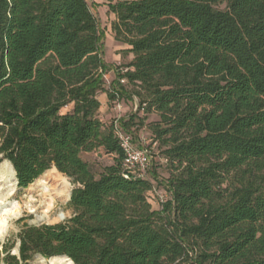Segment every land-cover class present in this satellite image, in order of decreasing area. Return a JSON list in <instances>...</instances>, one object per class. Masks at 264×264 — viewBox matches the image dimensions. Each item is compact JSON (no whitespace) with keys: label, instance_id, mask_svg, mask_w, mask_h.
I'll list each match as a JSON object with an SVG mask.
<instances>
[{"label":"trees","instance_id":"trees-1","mask_svg":"<svg viewBox=\"0 0 264 264\" xmlns=\"http://www.w3.org/2000/svg\"><path fill=\"white\" fill-rule=\"evenodd\" d=\"M108 1L134 55L109 100L159 115L171 199L152 210L99 118L111 66L87 0H0V160L20 188L55 167L79 185L70 220L22 231L21 261L264 264V0ZM101 149L114 163L97 177L82 155Z\"/></svg>","mask_w":264,"mask_h":264},{"label":"rangeland","instance_id":"rangeland-1","mask_svg":"<svg viewBox=\"0 0 264 264\" xmlns=\"http://www.w3.org/2000/svg\"><path fill=\"white\" fill-rule=\"evenodd\" d=\"M89 5L92 12L99 20L100 29L104 35V60L111 66V69L104 76L105 90L98 93V99L103 100L106 99V97L109 99L108 92L111 91V86L112 84L114 85L118 73L120 71L126 72L128 70L127 66L133 61L134 55L128 52V46L115 40V35L112 31V24L115 21V16L109 13V9H97L98 7L91 5V3H89ZM128 89L132 90V87ZM119 103L121 104L120 110L116 107L118 102L111 101L109 103L111 112L108 111L105 115L103 114V116H105L107 124L110 125L117 118L120 119V121H128L132 116L137 115L134 125L130 127V133L133 135L137 146L148 148L151 153L152 164L145 177L153 183V190L148 193V201L152 206V210L159 211L162 208V204L171 199V195L164 185L173 173V170L170 169L169 162L165 159L163 154L164 149H162L159 143L155 141V137L151 131L152 125L160 121L159 115L157 113L144 114V112H139V99L137 97L131 98V96H129L121 98ZM82 158L91 165L97 177L104 172V169L107 166L114 163V157L107 155L102 149L93 153H84ZM6 161L7 160H0V163L3 164ZM63 176L67 178L71 185L70 192L79 187L78 184L73 183L71 178L66 175ZM36 182L37 181L31 184L28 188H20L18 186L19 190L14 197V200L22 206L25 205L29 201L30 196H32L29 194V190L32 185L35 186L36 184L37 186ZM36 195L37 193L34 196ZM69 202L70 199L67 202H57L55 212L65 213L66 218L63 221L50 225L65 223L74 216V211L70 208ZM33 220L34 217L30 216L27 210L24 209L22 215L10 223L11 227L9 231L5 234L4 238L0 239V264H18L17 261L19 264H23L20 258V251H18L20 249V234L26 227L34 226L32 223ZM43 225H47V223H44ZM39 256L41 255L33 256L28 264H41ZM14 257L17 260H15ZM44 259L46 261L49 260L47 258Z\"/></svg>","mask_w":264,"mask_h":264},{"label":"bare ground","instance_id":"bare-ground-1","mask_svg":"<svg viewBox=\"0 0 264 264\" xmlns=\"http://www.w3.org/2000/svg\"><path fill=\"white\" fill-rule=\"evenodd\" d=\"M37 186H31L29 190V201L20 205L14 197L19 187L12 164L8 161L0 163V239L11 227V222L19 218L23 210H27L30 216L34 217L33 224H54L63 221L66 214L57 213V202H67L70 199V183L56 167L47 171L36 180ZM37 193L36 196H34ZM41 264H74L68 257H53L45 260L39 256Z\"/></svg>","mask_w":264,"mask_h":264},{"label":"built area","instance_id":"built-area-1","mask_svg":"<svg viewBox=\"0 0 264 264\" xmlns=\"http://www.w3.org/2000/svg\"><path fill=\"white\" fill-rule=\"evenodd\" d=\"M122 84H126V80H121ZM118 102L116 107L120 110V99L115 100ZM115 135L119 140V144L124 153V177L129 179L130 177L137 179H144L152 164V156L148 148H142L137 146L134 141V137L131 133L126 132L120 119H115L113 122Z\"/></svg>","mask_w":264,"mask_h":264},{"label":"crops","instance_id":"crops-1","mask_svg":"<svg viewBox=\"0 0 264 264\" xmlns=\"http://www.w3.org/2000/svg\"><path fill=\"white\" fill-rule=\"evenodd\" d=\"M87 2H88V4L91 3V5H94L95 7H98L97 9H100V8H104L105 10L109 9L108 8V4H109L108 0H87ZM115 20H116V17H115ZM99 101L101 103V108H100V111H99V118L101 119V121H103L105 124H107L105 116H103V114L105 115V113L108 112V111L111 112V109L109 108L110 101H109V99L107 97H106V99L99 100Z\"/></svg>","mask_w":264,"mask_h":264},{"label":"water","instance_id":"water-1","mask_svg":"<svg viewBox=\"0 0 264 264\" xmlns=\"http://www.w3.org/2000/svg\"><path fill=\"white\" fill-rule=\"evenodd\" d=\"M15 175H16V179H17V174H16V172H15ZM17 182H18V179H17ZM72 193H73V191L71 192L70 200H71V197H72ZM33 225H34V226H42L43 224H40V225L33 224ZM47 225H49V224H47ZM20 246H21V242H20ZM18 251H20V249H19ZM73 263H74V262H73Z\"/></svg>","mask_w":264,"mask_h":264}]
</instances>
